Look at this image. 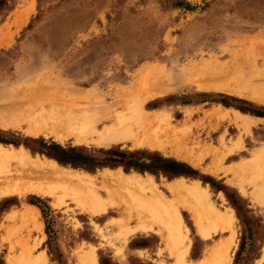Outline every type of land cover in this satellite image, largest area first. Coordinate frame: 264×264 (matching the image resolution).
Here are the masks:
<instances>
[{"label":"rangeland","instance_id":"obj_1","mask_svg":"<svg viewBox=\"0 0 264 264\" xmlns=\"http://www.w3.org/2000/svg\"><path fill=\"white\" fill-rule=\"evenodd\" d=\"M5 5L9 11L0 13V140L17 145L1 146L22 149L34 161L51 162L31 154L23 142L41 139L92 153L111 147L142 150L190 166L205 180L210 178L214 188L199 179L166 180L124 173L121 168L85 172L54 162L80 175L86 183L83 188L98 194L101 203L93 205L88 195L81 197V203L68 194L60 204V191L57 196L26 193L1 198L0 259L4 264H16L25 249L31 251V258L45 254L46 264H79L91 253L97 262L102 258L112 264H198L224 246L228 247L224 264H233L242 227L223 193L216 192L219 187L239 207L245 203L259 220L260 228L250 231L251 238L264 234V191L254 186L255 169L237 171L238 165L259 154V171L264 177V121L210 102L225 96L231 104L240 100L264 114V103L245 97L250 89L264 95V0H6ZM0 10L5 8L0 6ZM240 68L245 73H236ZM240 79L244 84H238ZM149 89L160 94L144 100ZM53 105L61 108L56 111L113 113L139 107L144 120L126 113L130 116L126 125L163 134L161 147L149 148L135 141L99 145L95 135L83 144L72 136L60 141L46 128H35L38 112ZM157 113L162 122L156 120ZM235 113L247 116L241 120L248 123L245 131ZM98 124L101 132L111 122ZM170 128L176 134L169 137ZM223 150L232 151L222 158ZM185 155L198 158L199 167L182 160ZM212 166L219 167L217 174L212 173ZM16 168L10 166L12 171ZM119 173L153 181L182 216L181 241L169 237L163 216L133 206L131 198L136 194L102 180ZM176 179L197 182L207 191L205 211L209 215L204 211L200 216L204 233L197 230L182 200L166 190ZM28 197L39 200L37 206L44 217L26 203ZM213 212L230 217L226 229L208 230ZM131 240L144 241L145 249L132 253ZM235 264H264V241L259 245L246 238Z\"/></svg>","mask_w":264,"mask_h":264},{"label":"bare ground","instance_id":"obj_2","mask_svg":"<svg viewBox=\"0 0 264 264\" xmlns=\"http://www.w3.org/2000/svg\"><path fill=\"white\" fill-rule=\"evenodd\" d=\"M245 70L246 69L240 68L236 73L243 74L245 73ZM241 78H243V76ZM238 84H244V82L241 80V83ZM223 89L228 91L227 88H221L220 90ZM159 94L160 93L156 91V89H149L144 93V100L150 99ZM245 95V97L250 100L264 103L263 93L257 91L256 89H250L249 92ZM56 107L58 106L53 105L47 111H39L37 115L38 124H36L35 128H37L38 130L46 128L47 131L51 132V134H53L60 141L72 136L75 139L76 143L83 144L92 141L93 138L91 136L95 135L96 137L94 140L99 145L120 141H135L139 145H143L149 148L161 147V140L164 137L162 136L163 134L161 135L156 130L146 132L144 130L142 131V128H131L126 125V122L130 119V116H125L126 113L128 115L132 113V116L137 115L136 118L138 120H144L141 116L142 113L140 112V109H138L139 107L136 110L129 109L130 111H126L123 113H113L112 111L108 110L90 111L87 109H64L56 111ZM246 117L247 116L235 113L236 121L245 120L244 118ZM155 118L158 122H162L160 114H155ZM109 122H111V125L105 127L104 129L101 128L103 131L100 132L97 130V125H99L98 123L108 124ZM241 126L245 131L248 123L242 122ZM167 133H169L170 137L174 136L176 134V131L170 128L168 129ZM239 147L240 145L237 148ZM225 150H223V152L221 153L222 158L226 156V153L230 154L232 151L231 150L229 152H226ZM258 158L259 154L255 155L250 160V162L248 161L244 162L241 165H238L237 171L245 173L248 170L255 169L254 178H252V181L255 183L254 186L259 187L264 191V177L259 171L260 167L258 166ZM181 159L186 161L193 168L199 167L201 162L198 158L194 159L193 157L187 155H185ZM12 164H15V166L17 167L15 171H12L10 169V166ZM212 167V173L217 174L219 172V167ZM107 172L109 173V171H106V173ZM102 180L105 184L113 185L116 188L129 191L130 193L128 194H136L131 198L133 199V206L135 208H141L144 211H148L149 214H159L163 216V224L165 225L164 228L166 229L169 237L175 236L181 241L180 233L182 229V216L179 213L178 209L174 207L169 201H166L164 195L158 192V190L156 189V185L152 180H144L140 176L136 175L126 176L122 173L117 174L114 178H109L108 176L104 177V179ZM185 182L186 181L184 179H176L168 184L166 190L172 196L178 197L180 200H182V207L185 206L188 210L191 211L197 230L200 233H204L205 228L203 227L200 216L207 208L208 193L197 182H192L191 184H187ZM84 185H86V183L83 181L80 175H72L68 171L58 167V165L54 162L41 160L34 161L22 149L17 151L14 149H6L0 145V199L8 196H20L26 193L40 196H57V192L60 191L61 194L58 196L60 204L63 203V200L67 197L68 194H71L72 197H78V202L81 203V197L86 195L90 197V202L93 201V205H98V203H101L98 194L88 188H83ZM256 190L259 191L257 188ZM133 191L137 193H134ZM92 210L96 213L95 209ZM129 212L130 214L132 213L131 210ZM205 213L206 215H209L208 211H205ZM210 215L211 216L208 225V230L210 231H217V229L224 230L226 229V225L230 224V217L228 218L226 213L220 215L213 212V214ZM139 221L140 219L138 220V222ZM139 224L144 227L141 221L139 222ZM31 254L32 253L29 249L21 251L20 258H17L18 260L16 261V264H46V259L44 257L45 254H39L38 256L33 258H31ZM80 257L83 256L81 255ZM224 262H228L227 246L215 249V251H213L206 259L202 260L198 264H224ZM79 264H98V262L95 258V255L91 253L89 257L83 258Z\"/></svg>","mask_w":264,"mask_h":264},{"label":"trees","instance_id":"obj_3","mask_svg":"<svg viewBox=\"0 0 264 264\" xmlns=\"http://www.w3.org/2000/svg\"><path fill=\"white\" fill-rule=\"evenodd\" d=\"M5 2L6 0H0V6H3L5 8V10H0V13L9 11L8 7L5 5ZM201 97L206 98L207 96L201 95ZM220 98L221 99L219 100L211 99L210 102L220 104L225 108H233L234 110H237L242 114H249L254 117H264V114L262 112L251 110V105L246 102L234 100V103L237 104H231L227 102L229 100L231 101V99L225 96H220ZM238 104L243 105L238 106ZM0 143L5 145H17L8 140H0ZM30 143H33L36 146L32 147ZM22 145L31 154H38L56 162L61 166H69L72 169H80L85 172H93L95 169L101 168H121L124 173H128L131 171L138 174L145 173L153 176L154 178L162 177L166 180H172L177 177L199 179L203 184H208L211 189L214 188L210 182V178H208V180H205L203 176H199V174L190 166L182 162H176L174 160L165 159L155 153L151 154L142 150L122 151L119 150V147H111L105 150L98 149L97 151H94L92 153L90 151H86L85 149L80 148H62L61 146L54 143H45L41 139H28L25 140ZM215 189L216 192L221 191L223 193L229 206L234 211L236 219L242 227V235L240 237L238 249L235 254V260L233 262V264H235L236 257L240 253V250L243 248L244 241L246 240V238L250 242H257V244L260 245L264 241V234L259 235L256 239H252L250 231L253 228H260L259 220L253 218V216L251 215V211L247 209V205L245 203H242L241 207H239L236 200L233 199L231 196L227 195L223 187ZM35 200L36 201L33 202L31 198L28 197L26 203L28 205L37 207L44 217L42 209L37 206L39 200ZM46 209L48 210L47 207ZM252 250L255 249L253 248ZM48 255L52 257H57V255L52 254V252H48ZM254 255L256 256V254ZM105 262H107L108 264H112L109 259L104 260L102 258H99L98 260V264H106ZM0 264H4L1 259Z\"/></svg>","mask_w":264,"mask_h":264},{"label":"crops","instance_id":"obj_4","mask_svg":"<svg viewBox=\"0 0 264 264\" xmlns=\"http://www.w3.org/2000/svg\"><path fill=\"white\" fill-rule=\"evenodd\" d=\"M251 117L254 118V119H256V120L264 121V117H253V116H251ZM257 123H262V122H257ZM111 170H114V169H111ZM144 243H145L144 241H139V240L133 241V240H131L129 242V248H130V250H131L132 253H136V252H139V251L145 249V247H144L145 245H143Z\"/></svg>","mask_w":264,"mask_h":264}]
</instances>
